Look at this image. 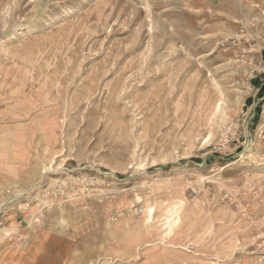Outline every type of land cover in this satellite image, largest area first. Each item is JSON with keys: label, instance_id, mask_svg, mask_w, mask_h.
<instances>
[{"label": "rangeland", "instance_id": "374dc122", "mask_svg": "<svg viewBox=\"0 0 264 264\" xmlns=\"http://www.w3.org/2000/svg\"><path fill=\"white\" fill-rule=\"evenodd\" d=\"M0 264H264V0H0Z\"/></svg>", "mask_w": 264, "mask_h": 264}, {"label": "bare ground", "instance_id": "6f19581e", "mask_svg": "<svg viewBox=\"0 0 264 264\" xmlns=\"http://www.w3.org/2000/svg\"><path fill=\"white\" fill-rule=\"evenodd\" d=\"M165 224L168 226L169 229H171L172 226L170 224V221L166 222Z\"/></svg>", "mask_w": 264, "mask_h": 264}, {"label": "built area", "instance_id": "2783aa9c", "mask_svg": "<svg viewBox=\"0 0 264 264\" xmlns=\"http://www.w3.org/2000/svg\"><path fill=\"white\" fill-rule=\"evenodd\" d=\"M71 197H74V194H72ZM115 220H116V219H114V221H115Z\"/></svg>", "mask_w": 264, "mask_h": 264}]
</instances>
